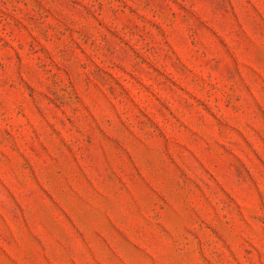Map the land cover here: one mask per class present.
<instances>
[{"label":"rangeland","instance_id":"obj_1","mask_svg":"<svg viewBox=\"0 0 264 264\" xmlns=\"http://www.w3.org/2000/svg\"><path fill=\"white\" fill-rule=\"evenodd\" d=\"M0 264H264V0H0Z\"/></svg>","mask_w":264,"mask_h":264}]
</instances>
